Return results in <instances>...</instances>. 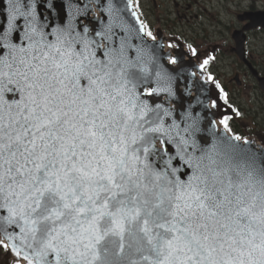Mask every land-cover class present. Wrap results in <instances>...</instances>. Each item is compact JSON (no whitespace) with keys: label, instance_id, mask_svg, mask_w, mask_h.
<instances>
[{"label":"snow or ice","instance_id":"1","mask_svg":"<svg viewBox=\"0 0 264 264\" xmlns=\"http://www.w3.org/2000/svg\"><path fill=\"white\" fill-rule=\"evenodd\" d=\"M140 8L0 0L11 264H264V143L233 131L216 57L170 41L163 62Z\"/></svg>","mask_w":264,"mask_h":264},{"label":"flooded vegetation","instance_id":"2","mask_svg":"<svg viewBox=\"0 0 264 264\" xmlns=\"http://www.w3.org/2000/svg\"><path fill=\"white\" fill-rule=\"evenodd\" d=\"M214 2L215 7L220 10L232 12L233 20L224 26L225 34L216 28L213 41L209 43L204 41V45L216 44L215 52L209 51L207 54L216 57L209 65V70L228 93L230 104L236 108V102L233 101L236 99V92L248 87L260 89L257 77H264V50L259 51L253 47L254 39H264V21L262 24L248 27L252 24V17L264 14V0H215ZM198 3V0H140L141 18L154 33L158 31L169 37H179L174 29L175 22L171 21V15L177 18V22L189 23L198 16L195 12ZM204 10L207 12V9ZM241 16L243 19L240 18ZM219 23L220 20L217 19L215 24ZM242 25L247 26L242 27ZM181 39L187 45L191 44L196 48L204 46L201 42L195 43L186 37ZM255 50L261 55H256ZM234 120L233 118L230 122L233 131L245 135L244 130L234 129ZM246 133L250 135L249 131ZM0 264H2L1 259Z\"/></svg>","mask_w":264,"mask_h":264},{"label":"rangeland","instance_id":"3","mask_svg":"<svg viewBox=\"0 0 264 264\" xmlns=\"http://www.w3.org/2000/svg\"><path fill=\"white\" fill-rule=\"evenodd\" d=\"M203 1L205 2L203 3ZM214 1L215 0H198L199 3L195 7V12L198 16L189 23L177 22V18L172 14L171 21L175 22L174 29L176 34L180 38L186 37V39L195 43L201 42L203 45L205 44V40L208 43L213 41L216 28L225 34L224 26L233 20V13L215 7ZM204 9H207V12H205ZM221 9L223 8L221 7ZM217 19L220 20L219 24H215ZM253 47L254 49L263 51L264 39H254ZM255 53L256 55H261V53H257L256 50ZM251 85H253V83ZM233 101L236 102V108L241 113L240 116L234 117V129L244 130V136L248 135L246 131H249L251 136L255 135L256 132H264V92L255 88H241L236 92V99H233ZM2 251L3 250H0V253H2Z\"/></svg>","mask_w":264,"mask_h":264},{"label":"water","instance_id":"4","mask_svg":"<svg viewBox=\"0 0 264 264\" xmlns=\"http://www.w3.org/2000/svg\"><path fill=\"white\" fill-rule=\"evenodd\" d=\"M263 21H264V14L256 15V16L252 17V24H250L248 27H253V26H256L257 24H262ZM159 37H160L161 43L163 44V48H162L160 54L163 57V62H165V63H166L168 57L164 54L171 51V49L168 48V43L170 41L173 43L178 42L182 46V50H184V51L188 50L187 45L177 37H168L162 33L161 34L159 33ZM215 49H216V44H209L207 46H204V47L198 49L201 53V59L204 58L205 56H207L209 51L211 53L215 52ZM185 59H187V57H185ZM192 63L197 64V63H199V61L194 59L192 61ZM186 67H187L188 73L197 72V74H199L196 68L191 67V66H186ZM257 80H258V84H259L260 88L264 91V77H257ZM182 81H183V78H182ZM199 83L200 82H192L191 79H189V81L187 82V87L192 92L193 96H195L197 94L196 93V87L199 85ZM181 86L182 87L185 86L183 82H182ZM204 86L209 87L210 85H204ZM222 110H223V108H222ZM197 111H200V109L197 108ZM261 137H264V133H260L257 136H247V138L254 141V143L257 146L264 143V140H261ZM11 260H12L11 255H7L5 253L2 254L1 261L8 263Z\"/></svg>","mask_w":264,"mask_h":264}]
</instances>
